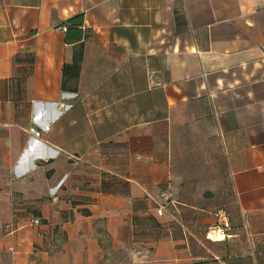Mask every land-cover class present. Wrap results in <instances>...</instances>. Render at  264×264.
Listing matches in <instances>:
<instances>
[{"label":"crops","instance_id":"1","mask_svg":"<svg viewBox=\"0 0 264 264\" xmlns=\"http://www.w3.org/2000/svg\"><path fill=\"white\" fill-rule=\"evenodd\" d=\"M0 264H264V0H0Z\"/></svg>","mask_w":264,"mask_h":264},{"label":"trees","instance_id":"2","mask_svg":"<svg viewBox=\"0 0 264 264\" xmlns=\"http://www.w3.org/2000/svg\"><path fill=\"white\" fill-rule=\"evenodd\" d=\"M84 14H77L75 17L69 19V21L66 23V43L69 45H73L76 49L74 59H73V65H67L64 68V77L66 79L67 75L70 74V69L73 71V78L77 81L79 78V73L81 71L82 67V61L84 58V41L87 38V35L84 32ZM63 88L65 89V81L63 84ZM219 211H224L223 209H219L216 213L218 214ZM226 213V212H225ZM226 216L228 218V214L226 213ZM229 220V218H228ZM209 230V229H208ZM208 231L206 233V238L208 241ZM212 241V240H211Z\"/></svg>","mask_w":264,"mask_h":264},{"label":"built area","instance_id":"3","mask_svg":"<svg viewBox=\"0 0 264 264\" xmlns=\"http://www.w3.org/2000/svg\"><path fill=\"white\" fill-rule=\"evenodd\" d=\"M159 214H163L162 209L159 210ZM217 223L214 225V227L210 228L208 230V238L211 240H217V241H225L228 236L227 231L229 230V223L226 213L224 211H219L217 214ZM29 224L33 227L40 226L42 224V219L40 217H31L29 219Z\"/></svg>","mask_w":264,"mask_h":264}]
</instances>
